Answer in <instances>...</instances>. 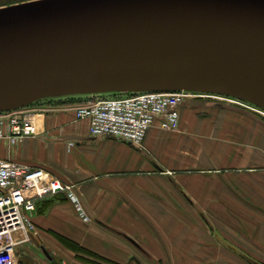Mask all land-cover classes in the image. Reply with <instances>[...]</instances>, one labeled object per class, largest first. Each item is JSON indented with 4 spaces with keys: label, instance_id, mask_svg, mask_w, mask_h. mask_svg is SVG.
<instances>
[{
    "label": "crops",
    "instance_id": "obj_1",
    "mask_svg": "<svg viewBox=\"0 0 264 264\" xmlns=\"http://www.w3.org/2000/svg\"><path fill=\"white\" fill-rule=\"evenodd\" d=\"M67 100L23 109L37 134L0 138V158L72 185L90 219L64 193L39 200L21 264H92L57 235L111 264H264L263 116L187 98L178 131L156 124L137 147L91 136Z\"/></svg>",
    "mask_w": 264,
    "mask_h": 264
},
{
    "label": "water",
    "instance_id": "obj_2",
    "mask_svg": "<svg viewBox=\"0 0 264 264\" xmlns=\"http://www.w3.org/2000/svg\"><path fill=\"white\" fill-rule=\"evenodd\" d=\"M150 79L264 104V0H31L0 8V110Z\"/></svg>",
    "mask_w": 264,
    "mask_h": 264
},
{
    "label": "built area",
    "instance_id": "obj_3",
    "mask_svg": "<svg viewBox=\"0 0 264 264\" xmlns=\"http://www.w3.org/2000/svg\"><path fill=\"white\" fill-rule=\"evenodd\" d=\"M182 92L145 91L130 96L103 97L75 108L78 119L88 121L93 137H113L140 147L154 125L162 130L180 127ZM7 130H4L5 121ZM37 134L36 125L23 112L0 115V138L21 142ZM64 193L76 205L81 217L90 219L80 196L42 167H30L0 158V264H18L19 245L31 240L38 226L32 218L37 202Z\"/></svg>",
    "mask_w": 264,
    "mask_h": 264
},
{
    "label": "rangeland",
    "instance_id": "obj_4",
    "mask_svg": "<svg viewBox=\"0 0 264 264\" xmlns=\"http://www.w3.org/2000/svg\"><path fill=\"white\" fill-rule=\"evenodd\" d=\"M28 1H31V0H28ZM22 2H26V1L20 2L19 0H0V8L19 4ZM153 90L162 91V92H182V93L191 95V96H185L183 102L187 98H193V99L198 100L199 102L201 100H205V101H208V102L210 101L214 103L233 104V105L248 109L264 117V104L256 100H253V99H250V98H247V97H244L239 94L232 93V92L218 91V90L206 89V88L195 87V86H187V85L162 81L159 79H150L148 82H143V83L133 84V85H128V86L118 85V86L111 87L110 85H108V87L100 88L97 90L96 88H93V89H85L81 91L63 93L60 95L47 94V95L38 97L36 99L34 98V100H29L26 102L19 103V105L14 108L7 109V110H0V115L8 111L23 112L22 110L25 108H29V106L33 107L35 105H38V106L41 105L37 101H42L43 99H48V98L55 99V98H60V97H67L68 98L67 101L71 103L73 102L79 103V101L81 100L82 103L80 105H82V104H87L93 100H97L103 97L130 96V95H134L140 92L153 91ZM166 132L168 131L166 130ZM24 244L26 243L19 245L16 251L18 264H21L20 255L22 254V249H23Z\"/></svg>",
    "mask_w": 264,
    "mask_h": 264
},
{
    "label": "trees",
    "instance_id": "obj_5",
    "mask_svg": "<svg viewBox=\"0 0 264 264\" xmlns=\"http://www.w3.org/2000/svg\"><path fill=\"white\" fill-rule=\"evenodd\" d=\"M19 1L21 2V1H28V0H19ZM57 236L60 240L68 244V246H70L71 249L77 252H80V254L78 255V258L84 261L90 262L92 264H111V263H108L109 261H107L106 259H103V257H100L99 255H96L90 250L84 247H81L79 244L75 242H70L60 235H57Z\"/></svg>",
    "mask_w": 264,
    "mask_h": 264
},
{
    "label": "bare ground",
    "instance_id": "obj_6",
    "mask_svg": "<svg viewBox=\"0 0 264 264\" xmlns=\"http://www.w3.org/2000/svg\"><path fill=\"white\" fill-rule=\"evenodd\" d=\"M92 85V84H91ZM96 87V86H95ZM94 88V87H93Z\"/></svg>",
    "mask_w": 264,
    "mask_h": 264
}]
</instances>
